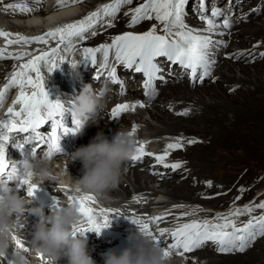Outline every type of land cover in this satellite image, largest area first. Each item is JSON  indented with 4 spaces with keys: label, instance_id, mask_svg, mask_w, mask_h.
Masks as SVG:
<instances>
[{
    "label": "snow or ice",
    "instance_id": "snow-or-ice-1",
    "mask_svg": "<svg viewBox=\"0 0 264 264\" xmlns=\"http://www.w3.org/2000/svg\"><path fill=\"white\" fill-rule=\"evenodd\" d=\"M39 4L41 0H34ZM80 0H57L58 5L67 6L69 3H79ZM133 0H111V3L103 4L100 8L90 12L83 19L66 23L45 32L43 35L24 36L19 33H10L0 30V37H3L7 45L14 44H43L48 45L50 41H55L56 46L48 51H42L39 55H33L30 52H21L19 54L7 53L6 48H0V59L22 60L24 56H31L26 62L21 63L18 69L11 74V78L3 88H0V108L5 103L6 93L11 88H19V94L12 102V106L7 108L5 118L0 120V128L6 129L7 133H0V174H3L8 168L6 159V144L9 141V135L12 133H25L32 141H35V148L46 146L48 159L60 152V134H66L69 131H78L80 122L73 119L76 125L75 129H68L63 123V113L65 107L60 102L49 100L48 93L44 85V75L41 72L42 66L47 67L51 73L58 68L60 64L66 61L64 53H74L76 43L84 41L86 34L97 35L95 29L98 25L113 27V18L120 12L123 5L132 4ZM189 0H144L138 7L130 10L131 18L128 27H134L144 20L155 19L162 28L158 31L157 25L153 24L151 28L142 33L126 31L123 34L115 35L110 43H101L97 47H83L81 49L83 59L90 60L93 65L97 62V54L103 56V63L100 65L101 73L97 79L106 73L107 77L113 83H120L117 77L116 67H110L108 61L110 55L114 56L117 64L124 69L134 70L135 73H142L145 77L144 89L145 95L150 98L156 94L155 82L165 81L162 75L161 58H164L171 65H179L184 71L190 72L193 84L203 80L211 75L215 60L212 58V48L217 43L213 39L216 30L221 25L217 23L216 18L223 15L222 9L217 6L207 7V0H198L199 19L204 23V28H194L186 22V5ZM6 8L19 10L21 12H31L33 9L28 7L27 3H10ZM129 15V13H125ZM223 28H230L229 19L222 22ZM162 33V34H161ZM223 34V33H221ZM15 36L14 39L10 38ZM264 56V53L260 54ZM30 90V91H29ZM16 105H19L17 110ZM144 107L142 102L137 104L119 103L111 109L113 118L119 117L122 113L135 108ZM189 109L176 113L180 116L189 114ZM59 117V118H57ZM52 121L50 134L44 135L39 129ZM135 132V127L133 128ZM188 144H195L199 141L188 139ZM146 142H140L137 154L132 157L133 162L142 161L145 157H153L159 165L164 168L177 170L183 166V162L177 161L167 163V159L172 151L183 149L185 139L183 136L176 137L174 142L168 143L162 154H155L145 151ZM23 147L22 143L16 145ZM44 149V147H43ZM35 154V149H34ZM163 175L162 173H154ZM19 180L18 187H24L29 197L35 195L40 185L33 184L31 177L21 175L15 167L12 168L10 177ZM211 187V181L206 182ZM65 189H67L65 187ZM70 191V189H67ZM244 190L241 189V192ZM237 197L236 199H239ZM139 203V199L134 197ZM67 200L78 204V211L82 216V223L75 228L76 232L86 233L95 231L97 234L104 228H108L113 213L121 215L119 209L94 207L97 204L95 195L86 193L80 196L68 195ZM61 201L57 199L53 207H58ZM176 207H184L178 205ZM199 207V206H197ZM256 209L264 210V201L259 204H249L244 207L235 208L228 213H218L213 219H192L188 222L177 223L174 228H159V235L154 234L151 225L165 219L164 216H152L147 221L140 217L131 219V222L138 226V229L151 237L153 241L161 246L164 241L162 237L170 235L172 243L162 247L165 256H171L173 251L183 256L185 253H191L204 247L211 242L219 253L244 252L251 246L257 237H264V212L260 215H252ZM193 212L183 213V216L194 215ZM247 215L246 222H239L241 216ZM177 220L180 217L176 218ZM21 228L24 225H20ZM15 239V238H14ZM16 247L28 248L25 242L16 239ZM39 259H43L42 256ZM0 260L6 261V264H13L12 260L7 259L6 254H0Z\"/></svg>",
    "mask_w": 264,
    "mask_h": 264
},
{
    "label": "clouds",
    "instance_id": "clouds-1",
    "mask_svg": "<svg viewBox=\"0 0 264 264\" xmlns=\"http://www.w3.org/2000/svg\"><path fill=\"white\" fill-rule=\"evenodd\" d=\"M72 55L69 53L70 57ZM66 61L72 74L79 77L80 62L73 58ZM109 91L107 82L101 83L99 88L89 84L71 100L73 117L80 122L78 131L99 123L107 109ZM31 142V138L26 136L20 143ZM138 148L135 132L120 127L112 140L100 132L86 146L63 156L69 165L80 162L84 175L79 179H74L63 169L57 172L46 155L34 161L26 160L22 164V174L30 175L33 184L41 185L51 180L61 188L70 189L72 195L92 193L97 201L103 202L110 199L107 195L110 191L119 187L127 171V162L137 154ZM78 207V204L68 201L53 207L51 214L45 215L42 202L34 205L29 196L22 197L7 183L0 185V254H7L11 247L13 264H59L61 260L66 264H96L85 234L75 231L82 223ZM26 213L38 217L30 245L26 246L27 252L16 247V239L25 241L20 225L26 223ZM127 239L129 246L119 254H103L104 264H170V256H165L162 247L140 230H129ZM40 256L43 259H39Z\"/></svg>",
    "mask_w": 264,
    "mask_h": 264
},
{
    "label": "rangeland",
    "instance_id": "rangeland-1",
    "mask_svg": "<svg viewBox=\"0 0 264 264\" xmlns=\"http://www.w3.org/2000/svg\"><path fill=\"white\" fill-rule=\"evenodd\" d=\"M246 25H252L253 29L254 28H258V29L264 28L263 27L264 22H261L260 20H253L251 22L243 23L240 26V29H242V31H244V32L246 29L242 28V26H246ZM260 30H261L260 32L263 31V34H260V35L264 36V29L263 30L260 29ZM258 34L259 33L253 34V33L246 32L244 34V36H246V35H250V36H256L257 35L258 36ZM247 66L250 67V69L253 72L259 71L258 72L260 74L259 77L264 76V66H260V65L251 66L249 64H245L244 61L233 62V63H230L228 61L227 65L223 63L221 65V67L217 70V73L223 79L221 83L215 84V85L212 84L209 86H207L205 84L204 85H198L196 83L191 84V88L193 90L198 89V88L199 89L204 88V87H206V88L210 87V88L216 89L219 92L217 94L220 98L217 101L220 103H225L226 105H228V109L210 110V112L205 114L206 116H210L212 114V111H213V114H216L218 112L217 114L224 119V117H227L228 114H230V113L235 114L236 113L237 115H240L241 117H243L241 121L234 122V123H230V122L228 123V121L225 118V121H223V120L219 121V122L211 121L210 123H208L206 120L203 119L202 113L207 112L206 109H204V108H200V112L198 111V112L194 113L195 116L191 117V118L169 115L168 112L165 110V103H168V101H170L171 99L176 100L175 98H177V97H174L175 94L170 92L169 89H164V88L166 86H171V85H175V84L185 82L183 80H180V81L171 80V82L168 83L166 86H161L163 88H160L161 91L157 95V99H159L161 101V103H160V105H157L156 108H155V106L152 107L153 110H156L155 112L157 114H160L161 116H163L165 118V120L167 121V123H168V124H166L167 126H164V125H162V126L168 132H171V133L175 132L177 134L179 132H183L186 135V134L191 133V131H192L194 134H191V135H196V136L201 137L205 140V144L197 147V151H193L194 149H192L185 155L188 157L189 160H191V161L194 160V175H196L200 179H211L213 177L217 182H220L222 184H225L226 186H229V185H231V183L233 181L238 179L240 173L246 168L250 170V172L247 173V175H246V178L249 180L254 178L255 176L260 175V173L264 172V117L261 116L263 114V112H261V114H260L257 109L256 110L251 109L250 106H246L245 104L250 97H246V95H244V93L242 91L241 92L236 91L237 93L235 92V94H234L235 96H234V95H231L230 93H226V88L224 86V84H226V83L227 84L228 83H236V81H238L239 77L243 76V71L240 69L242 67H247ZM90 76H92V75H90ZM232 81H234V82H232ZM243 84H244V82H242L239 85L242 86ZM238 93H240V94H238ZM128 94H131V93H128ZM197 99L198 98L196 96L194 98H186L185 102L191 104V103H193L191 100L196 101ZM229 101H230V103H229ZM203 105H206V103L203 102ZM235 106H236V108H235ZM152 108H151V110H152ZM248 109H251L250 110L251 113H248V112H250V111H248ZM253 111L255 113H257V112L258 113L252 114ZM152 114H154V111L149 112V113H144L143 115L141 114L140 115L141 117L138 115V117L142 120L144 119V121H146V122L149 121V122L155 123L157 120L154 117H152ZM248 114H249V116H248ZM165 115H167V116H165ZM135 117L137 119H139L137 116H135ZM122 120L125 121L126 124H128V121H129L128 118H125V120L124 119H122ZM177 120L179 121V123L181 122L182 124H184V125L181 124L182 125L181 128L183 129L181 131L178 129L176 130V128L173 127V123L178 122ZM218 123H220V124H218ZM87 127H88V132H91L94 129L92 124L88 125ZM191 135H187V136H191ZM200 147L202 148V150H200ZM180 155L181 154H179V156ZM199 156H200V158H199ZM135 166H139V164H137ZM135 166L133 168H136ZM144 167H142L141 170ZM204 171H205V173H204ZM212 172H215L218 175L219 174L223 175L230 182H221V181L217 180L215 178L216 176ZM244 172L245 171H243V173ZM168 176H169L168 179H172V178H175V176L178 177L181 175L175 174V176L174 175L173 176L168 175ZM181 177L183 180H181L179 178V181L183 183L185 188L191 189L192 192H189L188 189H182L179 192L180 197H182V198H180L179 200L197 201V202H201L203 204L216 205V206L221 204V201H222L221 199L216 200V201H212V202L200 201L197 198V195L195 194V189L192 188L188 184V181H185L186 179H184L183 176H181ZM152 179H154V180L147 181V183L143 181L141 183V186L140 187L138 186L137 189H139V188L142 189V188H146V187L153 188L152 185H154V184H151V182H155L156 185L158 184L157 185V187L159 186L158 188H165L164 186L162 187L163 184L161 183V179H159L157 177H152ZM155 179L158 181H156ZM127 185H128L127 182H125L124 187L127 190L126 194L128 193L130 195V193H131L130 191L133 190V187H130V185L128 187ZM144 191H146V190H144ZM126 194H125V196H126ZM129 195H128V197H129ZM169 198H172V197L171 196H168V198L163 197V199H165V200H167ZM117 199H118V197H116V199H114V200L116 201ZM114 200L111 199L110 201H114ZM175 200H178V199H175ZM200 252L201 251H198L197 254H200ZM209 253H211V252H209ZM239 255H242L245 258L247 256H249L252 259L251 264H264V239L258 241L253 246L252 249L246 250L245 253H243V254L241 253ZM200 256H202V255H200ZM218 258H220V257H218ZM216 263H218V264L223 263L224 264L225 261L224 260H221V261L217 260ZM237 263H238V260H235V264H237ZM206 264H209L208 260H206Z\"/></svg>",
    "mask_w": 264,
    "mask_h": 264
},
{
    "label": "bare ground",
    "instance_id": "bare-ground-1",
    "mask_svg": "<svg viewBox=\"0 0 264 264\" xmlns=\"http://www.w3.org/2000/svg\"><path fill=\"white\" fill-rule=\"evenodd\" d=\"M77 8H78L77 6L76 7H73L70 10L63 11L61 14L62 15H71L72 12H73V10H75ZM0 11H1V7H0ZM48 19H50V17ZM0 23H1V21H0ZM14 23L17 24L16 26H18L20 28L21 27H27V26H29V28H31L30 25L32 24L31 22H23V21H16ZM10 26H12V24L9 21H4L3 23L0 24V27L1 28H3V27H10ZM242 28H244L246 30H245V32L244 31H241L240 33H242V34H245L246 32L253 33V34L259 33L258 36L260 34H263V31L260 32L261 31L260 29H262V30L264 29V28H260V29L254 28L255 29L254 30L252 25L242 26ZM229 62L230 63H233V61H229ZM224 64L227 65V62L225 61ZM42 68H43L44 72L47 74V70H46L47 67L46 66H42ZM240 70L243 71V76L239 77V79H238V81H236V83L241 84L242 82H244V84L237 91H239V92L242 91L244 93V95H246V97H250L248 99V101L246 102L245 105L246 106H250L251 109H255V110L257 109L260 114H261V112H263V114L261 116L264 117V76L263 77L262 76L259 77V75H260L258 73L259 71L258 72L257 71H254L253 72L250 69V67H248V66L247 67H242ZM78 71H79V77H75L73 75L74 76V80L77 82L76 91L78 92V93H75L74 96L77 95V94L79 95L80 92L83 90V88H84L85 85H89V84L92 85V82L90 80V77L87 76V75H84L83 76V75L80 74V70L79 69H78ZM90 75H92V74H90ZM232 82H234V81H232ZM160 88H162V87H160ZM164 89H169L170 92L174 93L175 94L174 97H177V98H175L176 101H185L186 98H194L196 96L198 98L197 99L198 101L197 100L196 101L195 100H191V101L197 107L196 112H198V111L200 112V108L206 109L207 112H203L202 115H203V119L206 120L208 123H210L211 121H214V122H219V121H222V120L225 121V118L228 121V123L229 122L230 123H234V122L241 121L242 118H243L240 115H237L236 113L235 114L230 113V114L227 115V117H224V119H223L222 117H220L217 114L218 112L216 114H213V111H212V114L210 113L211 114L210 116H206L205 115L208 112H210V110L228 109V105H226L225 103H220V102L217 101L220 98H219V96L217 94L219 92L216 89H213V88H210V87L209 88L204 87V88H200V89L198 88L199 90L198 89H194L193 90L191 88V83H189V82L188 83L183 82V83H179V84H175V85H171V86H166ZM238 94H240V93H238ZM129 95L130 96H133V95H135V93L129 94ZM171 100H174V99H171ZM203 102L206 103V105H203ZM229 103H230V101H229ZM155 108H156V106H155ZM235 108H236V106H235ZM251 109H248V111H250ZM153 111H154V114H152V117H154L157 121L155 123H152V122H149V121H147V122L145 121L149 125L150 131L152 132V134H154L156 136H161V133L171 134V135L172 134H177L175 132H172V133L171 132H168L162 126V125L167 126L166 124H168V123H167V121L165 120V118L163 116H161L160 114H157L155 112L156 110H153V108H152V110H149L147 113L153 112ZM248 113H251V111L248 112ZM257 113H255L254 111L252 112V114H257ZM143 114L144 113H142V115ZM140 115L141 114H139V116ZM165 116H167V115H165ZM248 116H249V114H248ZM64 117L65 116H63V123H64V125L68 129H70V130L71 129H75L76 126H69L68 125V121H66V119H64ZM122 119L125 120V117L124 116H120V117L116 118L115 119V125L116 126H120V125L124 124L125 121H123ZM133 119L138 120V121H142L140 118L137 119L136 117H133ZM130 123H131V121H128V125H130ZM181 124L182 123L181 122L179 123V121H178L176 123H173V127L176 128V130L178 129V130L181 131V130H183L181 127H182V125H184V124H182V125ZM218 124H220V123H218ZM92 125L94 127L93 130H95V129L96 130H99V129H97L98 127H100L99 124H92ZM86 128H87V126H86ZM69 132H71V131H69ZM191 134H194V133L191 131V133L186 134V135H191ZM69 136H71V135H67V134H64V133H61L60 134L59 145H60V147L63 146V150H66L67 149L66 144L69 142V140H68V137ZM24 145L26 147H30V146H28L26 144H24ZM43 147H44V149H43ZM43 147L40 148V152H42L43 150L46 149V146H43ZM192 149H194L193 151H197V147H193ZM200 150H202L201 147H200ZM199 158H200V156H199ZM14 159H15V157H13V160ZM50 160L53 162V167H54V169L57 172H59L61 169H63L65 172H68L69 175L72 176L74 179H79V178H81L84 175V170L82 168V165L79 164V163H74V164L69 165V162L66 159H64L63 156H59V155H58V157H57V155H53V158L50 159ZM135 167L136 168H133L132 166L127 165V171H126L125 175L123 176V179H122L119 187L117 189H115V190L110 191L107 194L110 199L107 200V201H103V205L104 206H106V205L108 207L112 206V202L110 200L111 199H116V197H118V201H117L118 204L119 203H124V202H127V201H133L134 200L131 196L128 198V195L129 194L128 193L126 194L127 190L124 187L125 186V182H127V184H128L127 186L128 187H129V185H130V187H133V190L130 191L131 193H134L135 191H144V190H146V191H152V192H155V195L156 196H159L161 198L162 197H167L168 198V196H171L172 198L167 199V200H170V201H174L175 199H178L179 200L180 198H182V197H180V193H179L182 189H188L189 192H192L191 189L185 188V186L183 185V183L179 181V178L181 180H183L182 177L181 176L176 177L175 175H174L175 178H172V179H168V177H169L168 175L165 176V177H162V179H161V183L163 184L162 187L164 186L165 188H158L159 187V186L157 187L158 184L156 185L155 182H151V184H154V185H152L153 188L146 187V188H142V189H140V188L137 189L138 186L139 187L141 186V183L143 181L147 183V181H152L154 179H152L153 176H150L147 172H145V170H141V168L144 167V165L141 164V165L135 166ZM146 167H148V166L146 165ZM204 173H205V171H204ZM154 177H156V176H154ZM156 181H158V180H156ZM185 181H187V180H185ZM125 194H126V196H125ZM198 214H199L198 216L201 217L205 213L202 212L201 210H199V208H198ZM192 218L193 217H191V219ZM35 220L38 221V218H36ZM24 242H25V246L30 245V237L25 236V241ZM12 251H13V249L10 247L8 253L6 254L7 259H9V260H12L11 259V252ZM199 255H202V258L203 259L208 260L209 264H218L219 262L216 263L217 260H220V261L221 260H224L225 261L224 264H235V260H238V263L237 264H251L252 263V259L249 256H247L246 258L243 257L242 255L233 256V257L228 256V257H220V258H218V256L209 253V251L208 252L207 251H201ZM170 263L171 264H179L177 262V260L174 261V260L171 259V257H170ZM59 264H65V261L64 260H61L59 262Z\"/></svg>",
    "mask_w": 264,
    "mask_h": 264
}]
</instances>
